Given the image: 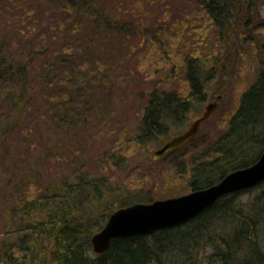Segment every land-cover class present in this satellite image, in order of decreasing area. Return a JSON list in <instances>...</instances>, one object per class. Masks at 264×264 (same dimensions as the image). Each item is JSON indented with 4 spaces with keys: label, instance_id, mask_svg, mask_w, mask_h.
Instances as JSON below:
<instances>
[{
    "label": "rangeland",
    "instance_id": "rangeland-1",
    "mask_svg": "<svg viewBox=\"0 0 264 264\" xmlns=\"http://www.w3.org/2000/svg\"><path fill=\"white\" fill-rule=\"evenodd\" d=\"M249 1L252 17H257L254 22L264 20V0ZM65 2L0 0V63L18 65L30 81L24 99V103L30 105L26 106L21 124L1 144L2 186L10 190L9 181H19L26 165V169L30 168L26 172L33 182L41 172L42 187L62 172L70 174L68 163L51 161L45 153L49 144L53 147L60 140L74 146L84 145L80 135L78 142L68 137L70 142L65 133L56 129L62 99L59 100V84L54 80L57 75L77 67L83 79L81 84L94 89L93 82H98L92 77L109 67L111 71L115 70L117 90L105 101H102L105 92L87 90L90 99L98 94L96 104L100 109L94 107V112L90 111L85 100L80 103L86 106L81 112L85 113L74 114L81 118L77 123L79 126L85 120L92 128L84 145L88 147L87 156L91 162L98 160L100 165L99 158L104 150H117L120 145L126 148L127 160L122 167L109 168L103 173L117 185L129 183L131 199L145 197L153 202L190 193L187 179L194 162L211 151L227 130L243 94L264 68L263 29L241 36L240 40H237V34L231 35L232 39L221 42L218 31L209 28L208 15L194 0H107L110 6H114V2L126 4L119 12L121 26L115 32L104 33L101 38L105 42L96 37L90 40L88 46L95 49L84 58L80 56L76 42L80 37L76 34H82L80 26H73L78 23H73L64 10ZM243 15L240 26L247 19V13ZM83 49L87 50V46ZM192 60L202 64L201 68L206 72L203 79H208L204 80L202 88L203 100L191 102L182 124L170 125L167 135L160 141L142 144L133 139L140 132L144 112L154 92H173L188 98L191 89L187 75ZM108 62L111 63L109 66ZM19 88L10 85L9 95ZM212 102H218L217 112L190 143L179 148L173 156L153 159L155 151L185 132ZM8 117L9 106L0 101V125ZM256 194L244 193L238 201L248 202ZM3 201L0 197V205Z\"/></svg>",
    "mask_w": 264,
    "mask_h": 264
},
{
    "label": "trees",
    "instance_id": "trees-1",
    "mask_svg": "<svg viewBox=\"0 0 264 264\" xmlns=\"http://www.w3.org/2000/svg\"><path fill=\"white\" fill-rule=\"evenodd\" d=\"M194 1L208 15L209 28L218 31L221 42L226 38L232 39L231 35L234 37L237 34V40H240L241 36L251 33L245 31L243 25H238L241 16L248 10L244 1L249 0ZM109 2H65L64 10L73 23H78L73 26H80L82 34H76L80 36L76 42L80 56L84 58L95 49L88 46L90 40L101 38L106 32H115L121 26L119 12L126 4L114 2V7ZM262 29L264 31V25ZM101 39L105 42L104 38ZM229 39L228 44L231 43ZM84 45L87 50L83 49ZM190 62V96L184 99L173 94H161L165 92H154L144 112L140 132L133 139L142 144L160 141L167 135L170 125L182 124L192 101L203 100L204 80L208 81L203 79L206 72L197 60ZM107 64L109 66L111 63ZM74 68L73 71L57 75L54 80L59 84V100L62 99L56 129L65 133L67 139L73 137L77 141L80 135V141L85 145L92 128L87 126L85 120L79 126L77 123L81 118H76L74 114L79 116L86 108L80 105L85 100L90 111L94 112V107L99 108L100 105L96 104L98 94L90 99L87 90L105 92L102 100L105 101L117 90L118 83L113 76L115 70L107 67L92 77L98 82H93L94 89L89 85L85 87L81 84L80 70ZM29 82L26 72L18 65L0 63V101L9 106V117L6 123L0 125V149L4 140L7 141L21 124L29 104L24 103ZM10 85L20 88L9 95ZM68 141L71 142L70 138ZM50 145L45 149L46 157L54 162L68 163L71 167L68 169L69 175L62 172L46 187H42L41 172L33 182L26 172L30 169H26V165L18 182L9 181L12 185L10 190L4 188L0 181V197L4 198L0 205V264H264V184L255 190L257 194L253 190L221 198L182 226L150 236L120 238L107 252L95 254L92 237L104 227L115 210L152 200L145 197L131 199L129 183L117 185L103 173L109 168L122 167L127 160L126 148L121 145L117 150H104L99 158L100 165L98 160L91 162L87 156V146H74L64 140L53 147ZM176 151L164 158L175 155ZM263 151L264 68L260 70L256 82L243 94L227 130L211 151L194 162L187 185L191 191H196L217 184L229 173L253 165ZM2 162L0 159V171ZM251 192L256 195L250 201H238L239 196Z\"/></svg>",
    "mask_w": 264,
    "mask_h": 264
},
{
    "label": "water",
    "instance_id": "water-1",
    "mask_svg": "<svg viewBox=\"0 0 264 264\" xmlns=\"http://www.w3.org/2000/svg\"><path fill=\"white\" fill-rule=\"evenodd\" d=\"M218 106V102L209 103L192 122L190 128L155 151L153 159H161L194 139L203 124L217 112ZM263 184L264 151L253 165L231 172L219 183L208 188L191 191L174 198L150 203L138 202L118 208L110 215L104 227L93 235L91 240L93 252L97 255L107 252L120 238L136 235L150 236L165 229L182 226L206 211L221 198L253 191Z\"/></svg>",
    "mask_w": 264,
    "mask_h": 264
},
{
    "label": "bare ground",
    "instance_id": "bare-ground-1",
    "mask_svg": "<svg viewBox=\"0 0 264 264\" xmlns=\"http://www.w3.org/2000/svg\"><path fill=\"white\" fill-rule=\"evenodd\" d=\"M251 5H252L251 1H249V2L244 1L245 9H248V10H246V13H247V19H246V21H245V20L243 21V27H244L245 30H248V31H251V32H254V30H256V31H260V30L262 29V26L264 25V20L257 21V23L254 22L255 19H256L257 17H256V16H255V17H252L253 14H251V12H252L253 10L249 9V8L251 7ZM251 8H252V7H251ZM243 14H244V13H243ZM243 16H244V15L241 16V19H242ZM240 23H241V22H239L238 25H240ZM252 42H256V43H257V41H256L255 39H252ZM189 128H190V126H189ZM189 128H188V129H189ZM188 129H187V130H188ZM187 130H185V132H186ZM185 132H183L182 134H184ZM182 134H180V135H182ZM180 135H178V136H180ZM176 137H177V136H176ZM174 138H175V137H174ZM192 140H193V139H192ZM192 140L188 141L187 143H190ZM187 143H185V144H187ZM229 174H230V173H229ZM214 185H215V184H214Z\"/></svg>",
    "mask_w": 264,
    "mask_h": 264
},
{
    "label": "flooded vegetation",
    "instance_id": "flooded-vegetation-1",
    "mask_svg": "<svg viewBox=\"0 0 264 264\" xmlns=\"http://www.w3.org/2000/svg\"><path fill=\"white\" fill-rule=\"evenodd\" d=\"M187 80H189L188 75H187ZM163 94H164V96L167 95V93H163ZM169 94H170V95L173 94V95L178 96L176 93H169ZM189 96H190V93H189ZM189 96H188V97H189ZM178 97H180V96H178ZM180 98H182V97H180ZM184 99H187V98H184ZM192 102H193V101H192ZM191 124H192V123H191ZM204 124H205V123H204ZM204 124H203V125H204Z\"/></svg>",
    "mask_w": 264,
    "mask_h": 264
}]
</instances>
